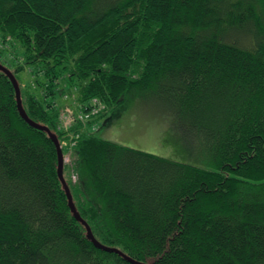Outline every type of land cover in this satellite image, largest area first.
I'll return each instance as SVG.
<instances>
[{
	"label": "trees",
	"instance_id": "trees-1",
	"mask_svg": "<svg viewBox=\"0 0 264 264\" xmlns=\"http://www.w3.org/2000/svg\"><path fill=\"white\" fill-rule=\"evenodd\" d=\"M0 35L23 50L10 71L25 115L60 146L77 135L61 147L76 212L120 252L72 214L53 141L0 71V264H264V0H0ZM27 67L36 91L17 76ZM62 81L78 88L69 127ZM133 92L211 167L83 128L114 122Z\"/></svg>",
	"mask_w": 264,
	"mask_h": 264
},
{
	"label": "rangeland",
	"instance_id": "rangeland-1",
	"mask_svg": "<svg viewBox=\"0 0 264 264\" xmlns=\"http://www.w3.org/2000/svg\"><path fill=\"white\" fill-rule=\"evenodd\" d=\"M0 62L7 64L10 67V69L7 68L8 70H13L17 65L24 64L23 50L20 44L11 37L3 38L0 35ZM33 71L27 67L23 72L17 74L25 90H37ZM60 90L56 105L64 119L62 126L69 127L73 123V120L70 119L71 112L76 108L78 110V88L74 87L68 90L67 85L62 81ZM153 99L145 94L133 92L126 102L116 110L118 116L114 122L105 125V120L114 115V112L111 111L105 118L97 120L95 125L87 127L89 125L85 124L83 128L86 127V131L89 132L96 131V126H102L99 136L103 139L170 160L204 168L211 167L208 154L199 145L192 143L185 146L177 140L175 132L173 131V133L170 128V123L155 108ZM76 138L77 135L70 134V140L64 141L62 145L70 151ZM69 151L64 156L66 165L71 162Z\"/></svg>",
	"mask_w": 264,
	"mask_h": 264
},
{
	"label": "water",
	"instance_id": "water-1",
	"mask_svg": "<svg viewBox=\"0 0 264 264\" xmlns=\"http://www.w3.org/2000/svg\"><path fill=\"white\" fill-rule=\"evenodd\" d=\"M0 71H2L3 73H5L8 78L10 79L12 85H13V88H14V91H15V95H16V102H17V108H18V111L21 115V117L32 127L34 128H37V129H40V130H43L45 132H47L48 136L51 138V140L53 141L55 147H56V151H57V157H58V167H57V173H58V178L60 180V182L62 183L63 187H64V190H65V193H66V196H67V199H68V205L70 207V210L72 212V214L75 216V218L80 221L85 227H86V230H87V233H88V236L90 238V240L93 242V244L104 250V251H109V252H116V253H120L118 250L116 249H112V248H109V247H106L102 244H100L94 237L93 235L91 234L90 232V228L88 227V225L80 218V216L78 215V213L76 212L74 206H73V203H72V198H71V195H70V192H69V189L65 183V180H64V177H63V173H62V169H63V162H64V158H63V153H62V150H61V146L57 140V138L48 130V128L44 127V126H41L39 124H36L34 122H32L24 113L23 109H22V106H21V98H20V90H19V86H18V82L16 80V78L14 77V75L11 73L10 70H8L7 68H5L4 66H2L0 64ZM127 260H129L130 262L134 263V264H143V263H140V262H137V261H134L130 258H126Z\"/></svg>",
	"mask_w": 264,
	"mask_h": 264
},
{
	"label": "built area",
	"instance_id": "built-area-1",
	"mask_svg": "<svg viewBox=\"0 0 264 264\" xmlns=\"http://www.w3.org/2000/svg\"><path fill=\"white\" fill-rule=\"evenodd\" d=\"M99 110V105L96 100L92 103V106L88 110V112L84 115H80L79 119L81 120H87L88 118L92 117L93 115L97 114ZM70 119H72V113L70 114ZM68 119V118H67Z\"/></svg>",
	"mask_w": 264,
	"mask_h": 264
}]
</instances>
